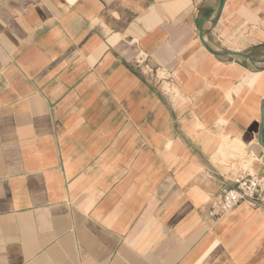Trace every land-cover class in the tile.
<instances>
[{
  "label": "crops",
  "instance_id": "obj_1",
  "mask_svg": "<svg viewBox=\"0 0 264 264\" xmlns=\"http://www.w3.org/2000/svg\"><path fill=\"white\" fill-rule=\"evenodd\" d=\"M219 5L0 0V264H264V204L207 211L264 177V72L199 37ZM205 40L263 66L264 0Z\"/></svg>",
  "mask_w": 264,
  "mask_h": 264
},
{
  "label": "built area",
  "instance_id": "obj_2",
  "mask_svg": "<svg viewBox=\"0 0 264 264\" xmlns=\"http://www.w3.org/2000/svg\"><path fill=\"white\" fill-rule=\"evenodd\" d=\"M234 185L235 187L223 188L212 196L207 211L213 220H220L242 203L251 207L264 204V177L244 173L236 177Z\"/></svg>",
  "mask_w": 264,
  "mask_h": 264
},
{
  "label": "water",
  "instance_id": "obj_3",
  "mask_svg": "<svg viewBox=\"0 0 264 264\" xmlns=\"http://www.w3.org/2000/svg\"><path fill=\"white\" fill-rule=\"evenodd\" d=\"M226 0H220V5L218 11L214 18L208 19L202 22L201 27L199 29V37L204 45V47L213 55L218 57H226V58H233L240 61H243L247 64L250 71L254 73H261L264 72V65L259 66L256 62L247 54L244 53H233L224 50H215L206 42L205 37L210 33V31L217 25L219 22L221 15L223 13V9L225 6ZM259 145L264 149V102L261 108V127L258 137Z\"/></svg>",
  "mask_w": 264,
  "mask_h": 264
},
{
  "label": "rangeland",
  "instance_id": "obj_4",
  "mask_svg": "<svg viewBox=\"0 0 264 264\" xmlns=\"http://www.w3.org/2000/svg\"><path fill=\"white\" fill-rule=\"evenodd\" d=\"M243 157H244V154H239V153H236L235 155H225V156H222L221 163L229 165L230 161H239L240 159H243ZM237 167L238 166L233 165V168H237Z\"/></svg>",
  "mask_w": 264,
  "mask_h": 264
},
{
  "label": "bare ground",
  "instance_id": "obj_5",
  "mask_svg": "<svg viewBox=\"0 0 264 264\" xmlns=\"http://www.w3.org/2000/svg\"><path fill=\"white\" fill-rule=\"evenodd\" d=\"M233 151H235V152H237V153H239V154H244V152H243V145H239V144H237V143H235V144H233Z\"/></svg>",
  "mask_w": 264,
  "mask_h": 264
}]
</instances>
